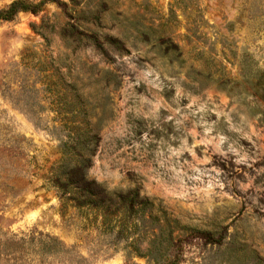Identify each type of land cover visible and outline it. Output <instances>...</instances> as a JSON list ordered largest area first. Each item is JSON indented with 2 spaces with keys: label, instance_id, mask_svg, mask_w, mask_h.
<instances>
[{
  "label": "rangeland",
  "instance_id": "1",
  "mask_svg": "<svg viewBox=\"0 0 264 264\" xmlns=\"http://www.w3.org/2000/svg\"><path fill=\"white\" fill-rule=\"evenodd\" d=\"M18 1L0 264H264V0ZM85 131L100 208L51 181Z\"/></svg>",
  "mask_w": 264,
  "mask_h": 264
},
{
  "label": "trees",
  "instance_id": "2",
  "mask_svg": "<svg viewBox=\"0 0 264 264\" xmlns=\"http://www.w3.org/2000/svg\"><path fill=\"white\" fill-rule=\"evenodd\" d=\"M29 8L31 6L22 1L14 2L9 9L0 10V19L11 20L16 12L26 11ZM96 144V137L90 135L89 131L79 134L72 146L64 144L65 158L57 172L53 173L51 181L56 185L63 198H66L68 194H74L79 196V199H86L82 204L87 203L89 206L100 208L112 199L102 185L87 177V172L92 166L91 157L97 148ZM74 190L76 193H74ZM135 199H137L136 196Z\"/></svg>",
  "mask_w": 264,
  "mask_h": 264
}]
</instances>
